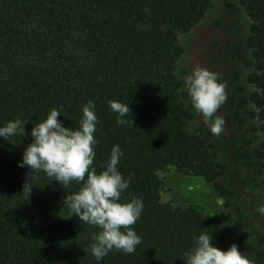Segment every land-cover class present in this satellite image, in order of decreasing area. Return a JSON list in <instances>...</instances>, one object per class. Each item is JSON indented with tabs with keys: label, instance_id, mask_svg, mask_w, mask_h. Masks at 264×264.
Segmentation results:
<instances>
[{
	"label": "trees",
	"instance_id": "16d2710c",
	"mask_svg": "<svg viewBox=\"0 0 264 264\" xmlns=\"http://www.w3.org/2000/svg\"><path fill=\"white\" fill-rule=\"evenodd\" d=\"M249 20V58L242 99L251 104L259 144L256 159L264 188V0H239ZM213 0H0V125L20 118L25 135L0 138V264H184L193 236L212 235L224 249L221 220L191 205L160 202L155 173L173 167L223 193L207 141L187 130L192 107L175 70L178 35L203 19ZM98 117L93 167L102 170L113 145L129 187L121 200L141 197L132 227L141 237L133 253L113 249L97 261L89 250L98 229L64 205L76 191L43 171L26 177L19 167L36 122L53 108L64 127L77 128L81 107ZM109 100L128 103L124 124ZM33 179L28 194L26 180ZM71 216V217H70ZM70 217V218H69ZM264 257V243H263Z\"/></svg>",
	"mask_w": 264,
	"mask_h": 264
},
{
	"label": "rangeland",
	"instance_id": "374dc122",
	"mask_svg": "<svg viewBox=\"0 0 264 264\" xmlns=\"http://www.w3.org/2000/svg\"><path fill=\"white\" fill-rule=\"evenodd\" d=\"M248 28L249 20L239 0H213L202 20L178 35L182 55L175 73L183 91L182 77L196 65L217 73L219 82L225 85L227 98L216 112L224 118L225 130L213 135L193 109L187 126L190 133L207 141L224 192L173 167L157 169L155 181L162 204L191 205L204 216L218 217L226 237L224 250L235 243L252 264H264V215L256 211L264 204L262 174L256 159L260 138L251 117L252 105L242 103L251 91L246 83L248 69L242 60L250 56Z\"/></svg>",
	"mask_w": 264,
	"mask_h": 264
},
{
	"label": "clouds",
	"instance_id": "9594fccd",
	"mask_svg": "<svg viewBox=\"0 0 264 264\" xmlns=\"http://www.w3.org/2000/svg\"><path fill=\"white\" fill-rule=\"evenodd\" d=\"M183 88L187 92L192 109L202 117L203 123L213 135L223 132L225 120L216 115L225 102V85L219 82L218 74L206 67L193 66L182 77ZM108 106L117 115V123L124 124L129 116L128 103L109 100ZM82 115L77 128L64 127L57 119L60 112L53 108L46 118L32 127L31 142L24 148L18 166L26 168V177L43 171L63 186L75 181L79 187L64 196V205L71 216L82 223L95 226L98 230L90 235L89 250L97 261L113 249L133 253L141 243V237L132 227L139 219L144 203L141 197L133 196L121 200V194L128 189L117 165L123 155L119 145H113L109 158L102 170L93 167L95 157L94 137L98 117L95 105L88 101L81 107ZM195 123V122H193ZM25 121L20 118L8 120L0 125V138L25 135ZM31 179L26 180L23 191L31 190ZM256 211L264 215V204ZM70 216V217H71ZM69 217V218H70ZM184 264H252L247 256L233 243L226 250L215 246L212 235L200 232L192 238L190 247L184 252Z\"/></svg>",
	"mask_w": 264,
	"mask_h": 264
}]
</instances>
